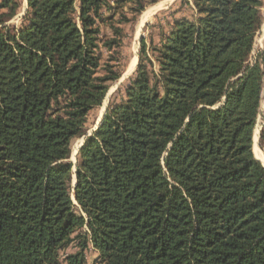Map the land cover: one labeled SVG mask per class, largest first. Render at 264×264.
<instances>
[{
    "label": "trees",
    "instance_id": "16d2710c",
    "mask_svg": "<svg viewBox=\"0 0 264 264\" xmlns=\"http://www.w3.org/2000/svg\"><path fill=\"white\" fill-rule=\"evenodd\" d=\"M156 1L0 0V264H264V0H182L70 159Z\"/></svg>",
    "mask_w": 264,
    "mask_h": 264
},
{
    "label": "rangeland",
    "instance_id": "374dc122",
    "mask_svg": "<svg viewBox=\"0 0 264 264\" xmlns=\"http://www.w3.org/2000/svg\"><path fill=\"white\" fill-rule=\"evenodd\" d=\"M21 3L20 12L7 23H19L20 18L27 10L26 0H18ZM182 0H157L154 3L148 4L146 8L132 21L129 23L122 24L125 30L124 44L121 49V61H122V75L119 80L113 82L108 90V93L101 106L96 107L90 113L88 122L86 124V134L81 137H75L72 140V154L71 160L75 163L77 161L78 150L83 144L87 135L92 134V132L100 125L101 120L108 108V105L111 103L120 102L126 95V88L131 82L133 71L136 67L133 68L128 74H124L127 68H130V62L132 59L137 57V63H139V51L141 48V41L143 38L146 39L148 48L150 47V41L154 39L156 42L159 41V36L161 33L159 24L162 23L164 27L168 26V22L172 21L173 17H181L182 15H188L190 13L189 8H184L182 12H178L182 7ZM177 10V11H176ZM262 12L264 14V3L262 7ZM132 15H130L131 17ZM264 22L261 27V30L258 32L256 37L255 44V53L258 50L264 49ZM110 28L103 27V35H110ZM151 52V50H149ZM261 111H264V90L262 94V105ZM262 120V115L258 118V123ZM256 129H259L258 127ZM255 129V130H256ZM75 184V176L73 177L72 186ZM76 242L73 243L68 249L67 253L76 252ZM87 264H94L97 260V252L93 247H90L86 250Z\"/></svg>",
    "mask_w": 264,
    "mask_h": 264
},
{
    "label": "bare ground",
    "instance_id": "6f19581e",
    "mask_svg": "<svg viewBox=\"0 0 264 264\" xmlns=\"http://www.w3.org/2000/svg\"><path fill=\"white\" fill-rule=\"evenodd\" d=\"M264 28V27H263ZM137 57L134 59V63H136ZM254 154L257 158H260L262 162L264 163V153L259 145V134H258V129L255 130V135H254Z\"/></svg>",
    "mask_w": 264,
    "mask_h": 264
},
{
    "label": "water",
    "instance_id": "95a60500",
    "mask_svg": "<svg viewBox=\"0 0 264 264\" xmlns=\"http://www.w3.org/2000/svg\"><path fill=\"white\" fill-rule=\"evenodd\" d=\"M138 65V63H137V61H136V63H134V59H132L131 60V62H130V68H127V70L124 72V74L123 75H125V74H128V72H130L131 70H133V68L134 67H136ZM254 135H255V133L253 134V145H254ZM259 136H260V130H259ZM256 157V156H255ZM257 158V157H256ZM258 160H260L261 162H262V160L260 159V158H257ZM75 163H76V161H75ZM262 164H263V166H264V163L262 162ZM74 176H75V183H76V165L74 166ZM75 185V184H74Z\"/></svg>",
    "mask_w": 264,
    "mask_h": 264
},
{
    "label": "crops",
    "instance_id": "0c3cea01",
    "mask_svg": "<svg viewBox=\"0 0 264 264\" xmlns=\"http://www.w3.org/2000/svg\"><path fill=\"white\" fill-rule=\"evenodd\" d=\"M26 5H27V7H28V2H27V0H26ZM25 12H26V9H25ZM24 14V13H23ZM259 128L258 129V134H259V130H261V127H262V120H261V122L260 123H258L257 125H256V128ZM255 128V129H256ZM254 133H255V130H254ZM260 137V136H259ZM260 144V143H259ZM254 146V145H253ZM253 152H254V149H253ZM255 153V152H254ZM255 155V154H254Z\"/></svg>",
    "mask_w": 264,
    "mask_h": 264
}]
</instances>
